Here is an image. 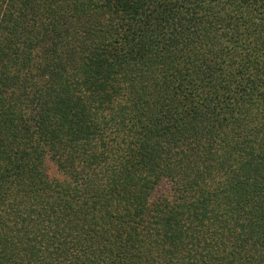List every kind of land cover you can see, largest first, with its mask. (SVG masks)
Listing matches in <instances>:
<instances>
[{
    "label": "trees",
    "instance_id": "obj_1",
    "mask_svg": "<svg viewBox=\"0 0 264 264\" xmlns=\"http://www.w3.org/2000/svg\"><path fill=\"white\" fill-rule=\"evenodd\" d=\"M0 264H264V0H0Z\"/></svg>",
    "mask_w": 264,
    "mask_h": 264
},
{
    "label": "rangeland",
    "instance_id": "obj_2",
    "mask_svg": "<svg viewBox=\"0 0 264 264\" xmlns=\"http://www.w3.org/2000/svg\"><path fill=\"white\" fill-rule=\"evenodd\" d=\"M50 171L52 172L51 176L52 177H61L60 173H58L54 167V165H50ZM165 185L167 184H164L162 185L158 190H157V194L160 195L162 193H165L167 190H168V187H166Z\"/></svg>",
    "mask_w": 264,
    "mask_h": 264
}]
</instances>
